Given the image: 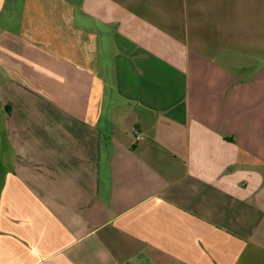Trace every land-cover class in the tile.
Returning <instances> with one entry per match:
<instances>
[{
  "label": "crops",
  "instance_id": "0c3cea01",
  "mask_svg": "<svg viewBox=\"0 0 264 264\" xmlns=\"http://www.w3.org/2000/svg\"><path fill=\"white\" fill-rule=\"evenodd\" d=\"M0 264H264V0H0Z\"/></svg>",
  "mask_w": 264,
  "mask_h": 264
},
{
  "label": "built area",
  "instance_id": "2783aa9c",
  "mask_svg": "<svg viewBox=\"0 0 264 264\" xmlns=\"http://www.w3.org/2000/svg\"><path fill=\"white\" fill-rule=\"evenodd\" d=\"M136 138H139V135L138 134H136Z\"/></svg>",
  "mask_w": 264,
  "mask_h": 264
}]
</instances>
